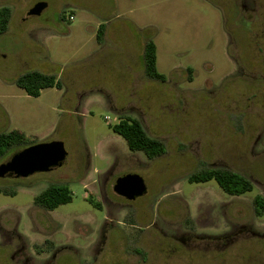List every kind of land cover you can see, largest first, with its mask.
<instances>
[{
	"label": "rangeland",
	"instance_id": "rangeland-1",
	"mask_svg": "<svg viewBox=\"0 0 264 264\" xmlns=\"http://www.w3.org/2000/svg\"><path fill=\"white\" fill-rule=\"evenodd\" d=\"M38 2L41 13L27 15ZM1 5L11 16L0 35V132L27 140L0 163L42 141H62L67 154L48 172L0 178V264H264V214L253 209L264 197V0ZM148 39L165 81L145 74ZM29 70L56 75L60 87L28 95L15 80ZM126 116L165 151H130L113 130ZM210 167L244 175L252 190L187 180ZM127 173L146 185L130 204L113 191ZM51 184L71 200L46 210L35 197Z\"/></svg>",
	"mask_w": 264,
	"mask_h": 264
},
{
	"label": "trees",
	"instance_id": "trees-1",
	"mask_svg": "<svg viewBox=\"0 0 264 264\" xmlns=\"http://www.w3.org/2000/svg\"><path fill=\"white\" fill-rule=\"evenodd\" d=\"M11 10L7 5L0 6V35L5 33L8 27ZM102 24L98 26L96 39H102ZM143 59L145 74L149 78L165 81L164 74L158 72L156 67V46L148 39L144 44ZM191 71V68H188ZM15 84L22 88L30 96H38L40 91L48 87H60L61 83L56 75L43 73L38 70H29L20 74ZM113 130L120 134L130 151H140L148 159L161 155L165 151L162 140L152 137L144 130L140 121L132 117H121L119 122L113 126ZM27 136L25 133L13 129L0 132V158L14 146L25 144ZM214 179L221 189L229 195H238L253 188L252 182L244 175L225 168L210 167L187 177L189 182H200ZM71 200L68 188L62 184H51L35 197V204L46 210H53L61 204ZM253 209L255 214H264V197L256 195L253 198Z\"/></svg>",
	"mask_w": 264,
	"mask_h": 264
},
{
	"label": "water",
	"instance_id": "water-1",
	"mask_svg": "<svg viewBox=\"0 0 264 264\" xmlns=\"http://www.w3.org/2000/svg\"><path fill=\"white\" fill-rule=\"evenodd\" d=\"M45 5L44 2L34 4L27 11V15H39ZM66 154L60 140L42 141L25 146L0 163V178L4 176L19 178L35 172H48L60 166ZM113 190L118 195L133 200L145 193L146 185L139 174L127 173L116 179Z\"/></svg>",
	"mask_w": 264,
	"mask_h": 264
},
{
	"label": "flooded vegetation",
	"instance_id": "flooded-vegetation-1",
	"mask_svg": "<svg viewBox=\"0 0 264 264\" xmlns=\"http://www.w3.org/2000/svg\"><path fill=\"white\" fill-rule=\"evenodd\" d=\"M114 191V190H113ZM115 193V192H114ZM116 195H118L117 193H115ZM118 196H120V195H118ZM121 198H123V200H125L126 201V203L125 204H130V202L131 201H133V200H135V199H133V200H128V199H126V198H124V197H122V196H120ZM124 204V203H123ZM124 204V205H125ZM264 234V233H263ZM222 236H224L225 238L227 237V236H229V234H225V235H222ZM181 238V240H182V242L183 243H185V241H184V238L183 237H180ZM24 248V246L22 245V246H16V248H15V250H14V252L12 253V255H11V257H14L15 256V254H19V251L20 250H22ZM134 250H135V252H136V254H138L142 259H143V261H146V259H147V255H148V250L145 248V247H136V248H134Z\"/></svg>",
	"mask_w": 264,
	"mask_h": 264
},
{
	"label": "crops",
	"instance_id": "crops-1",
	"mask_svg": "<svg viewBox=\"0 0 264 264\" xmlns=\"http://www.w3.org/2000/svg\"><path fill=\"white\" fill-rule=\"evenodd\" d=\"M101 25V24H100ZM102 28H103V25H102ZM103 31H104V28H103ZM102 36L104 37V34H102ZM98 42H101V40L100 41H98Z\"/></svg>",
	"mask_w": 264,
	"mask_h": 264
},
{
	"label": "built area",
	"instance_id": "built-area-1",
	"mask_svg": "<svg viewBox=\"0 0 264 264\" xmlns=\"http://www.w3.org/2000/svg\"><path fill=\"white\" fill-rule=\"evenodd\" d=\"M69 19H72V16H71V15L69 16ZM106 119H108V118H106ZM107 121H108V120H107Z\"/></svg>",
	"mask_w": 264,
	"mask_h": 264
}]
</instances>
